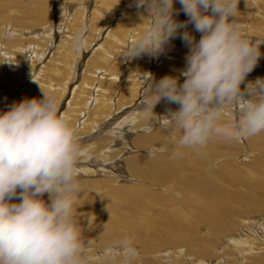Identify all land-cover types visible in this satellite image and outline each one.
I'll return each mask as SVG.
<instances>
[{
	"label": "clouds",
	"instance_id": "9594fccd",
	"mask_svg": "<svg viewBox=\"0 0 264 264\" xmlns=\"http://www.w3.org/2000/svg\"><path fill=\"white\" fill-rule=\"evenodd\" d=\"M134 2L143 8L141 22L130 27L138 31L121 54L158 55L177 37L187 49L176 74H141L144 131L159 123L175 155L264 133V77L245 82L261 56L264 32L242 25L240 0ZM181 12L185 20L177 19ZM74 46H83L79 33ZM39 87L40 96L0 110V264H92L77 210L84 150L71 113L60 110L55 92ZM161 101L176 107L157 114ZM118 247L121 264H129L136 256L131 240ZM103 255L113 264L115 246Z\"/></svg>",
	"mask_w": 264,
	"mask_h": 264
},
{
	"label": "bare ground",
	"instance_id": "6f19581e",
	"mask_svg": "<svg viewBox=\"0 0 264 264\" xmlns=\"http://www.w3.org/2000/svg\"><path fill=\"white\" fill-rule=\"evenodd\" d=\"M77 1H81L80 3L81 6L80 9L78 8V11H74L73 16H78L80 13L79 17L80 16L81 17L78 20V23H80L81 18L83 17L81 7L86 3L84 1L82 2V0H77ZM61 4H65V3H61ZM63 8H65V5H63ZM43 10L39 11L35 18L37 20L36 24L41 22L40 27L42 28V32H38L37 29L35 28L32 29V27L35 26L34 25L30 26L28 25L29 23L25 28H23L22 26L19 29L16 28L15 25H13L14 23L13 24L11 23L9 25H2L0 27V85L2 86L4 81H6L9 85L12 82V80H16V81L24 80L26 79L27 74L30 73L29 71L34 70V73L32 72L33 75L35 76V77L33 76L34 80H30L28 82V85L25 86L26 88L24 87L25 89H22L21 93H17V92L14 93L13 97L14 96L16 97L14 101L23 99L25 97L40 96V87H39V82H40L41 84L44 85L45 88L52 90L58 95L60 101L59 107H61L60 110H63L62 107L64 103H62V99L66 95L68 83L70 84L69 78L67 81L68 83L66 82L67 76L72 75L73 72L76 71V68L78 66L80 68V65L82 64H78L77 62H75L76 65L73 64L75 70H73V67L71 65V59L74 58L75 56L72 58L70 57L75 54L72 55L71 52L70 56L68 57L67 56L68 52H65L71 49L74 53L76 54L78 53L77 47L74 46V37L67 38L65 36L61 38L60 37L61 34H59L60 37L59 39L61 41H59V43L57 44L58 47H54L56 46L54 44V42L56 41H54L53 39L55 37L57 38L58 35L54 32V36H53V32H52L53 26L52 25L49 26V22L51 21L50 14H48V12ZM11 12L15 14L17 11H11ZM4 23L5 22H3V24ZM99 25L100 22L98 24L94 23V28L97 29V31L100 28V27L98 28ZM129 26L127 25H124L122 27L120 26L117 28V30L112 31L110 35L113 38L114 42H111V45L110 46L108 45V48L106 47L102 49V52H104V54L102 55L101 58L94 57L90 59L82 75L78 73L79 74L78 76L81 75V81L78 86L80 92H77V94L71 97V100L69 101L68 105L66 107L64 106L65 107L64 111H69L73 117L74 127H76V123L81 120V115H83L84 119L81 123L82 125H78L79 126L78 130L89 133V135H87V137H85L84 140H79V143L81 144L84 150V155L81 157L80 161L82 159H88L90 161L89 157L91 156L96 157L103 149H105L106 145L103 144H108L112 140H115L116 138L114 136L115 134H113L114 132L110 129L112 124L118 126L119 124L124 123V121L126 120L129 121L132 120L133 124L138 126H144L142 114L139 110V103L135 101V99L138 96V93L140 92L139 85L141 84L140 81H142L140 80L141 74L149 73L148 72L150 68L149 63H151L149 54L140 55V57L143 56L145 57L142 60L136 59V61H134L133 66L132 64L131 66H128L127 64L128 67H126V70L129 72L131 71L132 74L128 77L126 76L123 77L121 83L120 84L118 83L119 84L118 87L122 90V92L120 93L119 97L115 96L117 100L116 98H114L115 90H116L115 87H117L116 86L117 80L120 79L119 74L121 72L119 71H121L124 66L122 59L124 55L121 54V52L123 51L124 47L127 44V37H128L127 33H129L128 32ZM29 28L31 29L29 30ZM93 42L94 41L92 40V43ZM117 44H119L120 46H118ZM47 45H50L49 47L52 46L51 49H49ZM171 46L166 47V49L164 50V54L166 56L165 58H163V60H161L162 64L160 65V67H157L158 69L153 76L156 79H159L160 77L166 74H176L178 70L183 68L184 66V57L187 52V49L184 46L183 42L181 44L179 43V46H175V47H171ZM117 48L118 50H116ZM59 49H61V53ZM51 50H54L55 53H60V55L51 57L50 59L48 58L49 59L48 63H45L41 68L34 69L36 64L42 63L44 60H46L45 59L47 57L46 55ZM108 54H110L111 57H109ZM27 56L30 58V62L26 58V60L30 65L26 62L27 65H29V67L23 68L25 66L24 58ZM110 58L112 60H109ZM259 60L260 63L256 64L252 72L249 73L245 82H247L248 80H255L256 78H260L264 76V70H259L257 68L262 64L264 68V55H261ZM125 73L126 72H124V75ZM37 76H38V80L35 79L37 78ZM97 78L99 79V83L98 85L96 84L97 94L93 99L94 103L92 102L93 108L92 111L86 113L84 111L85 106L83 104V98L86 97L85 92H88V90L90 91V88L93 87L94 84L93 82H95ZM137 78L138 80H136ZM59 79L61 82H58ZM10 91L13 92L14 90H10ZM2 94L3 93H1L0 95ZM7 94H12V93L6 92L5 94H3V96H6ZM65 99L64 101H66ZM133 103H134L133 106L131 105V107H125V109L122 112H119L120 109L122 110L123 106H127L128 104L130 105ZM7 107H8L7 105H5L3 108L0 107V110H6ZM169 107L175 108L176 105H168L164 101H161L156 105L155 112L157 114H164L167 112ZM130 110L133 111L131 115L129 116L127 115V117L125 116L127 119L125 120L120 119L123 116V114H125ZM152 125H154V122L152 123ZM163 133H165L164 130L160 132V134ZM153 136H155L154 133L143 134V135L140 134V137L138 136L139 139L137 140L138 146L145 147L152 145L154 143ZM256 136H259L260 138L255 137L253 142L257 141L258 139H261L260 144H258L257 146L260 152L261 149L260 146H263L264 144V133H260L259 135ZM165 142L166 140L164 141V143ZM168 147L169 149L165 150L162 148V146L161 147L159 146L158 152L157 150H154L152 152V154L154 155H151L150 157H146L143 154H141V156L137 154V156H133L131 158H128V160H125L126 162L125 167L128 173L134 175V177L137 176L139 178H142L144 183L142 185L140 184L134 185L135 187L130 185H126L125 187H120L121 190L123 191V194L122 196L115 195V197L119 200L125 201L128 204V207L126 208L128 212L126 216H128V219L123 218L122 215H119L116 220L113 219L109 221V223L111 224V222L115 220L114 225L144 226L147 225L149 221L148 219H144V220L139 219V216L137 215H139L140 212L138 210H143V209L145 210L146 208L148 209L152 207H157V211L160 215V220L162 222L153 221V223L155 225L160 226L162 229L165 228L167 234L165 232V234L162 236L161 235L156 236L155 238L156 240L148 246L164 245V243L167 242L174 244L179 240L178 238H175L176 236H185L186 234L191 235V233L194 234L195 232L198 231L197 230L199 229L198 227L199 226L201 227V225L205 223L208 224V230H209L208 232H210L213 235H220L222 233L227 232L228 236H230L229 237L230 245L234 249L233 252L236 249L237 255L240 256V258H238V261L240 262L239 264H244L245 259L246 260L249 259L256 262V259H260L261 256H264V222H257L252 225L255 227L251 229L252 234H254L252 239L248 237L249 235L247 236L246 234L243 236L240 235V233L239 234L232 233V231L234 230L232 224L224 222L225 215H232L233 220L238 219V217H240L242 214V212L239 211L241 206L246 207L245 209L250 212L256 211L257 213H260L262 209L264 210V153H262L259 159L257 158L258 159L257 161L249 164L248 166L240 165V163L237 160L235 161L233 158H232L233 162H231V156H228L229 159L226 160V163H224L227 164L225 165L227 167V170L224 175V178H222L217 172V171L221 172V170H219V168L215 170L214 167H216L217 165L213 166L214 164L213 161L215 158L214 156L216 155L215 154L216 150L213 145H207L206 148H204L198 154L192 152L191 150H182L181 154L179 155L174 154V150L173 148L170 149L169 144ZM146 151L148 152V150ZM118 154L119 151H117L116 154L114 155H118ZM171 154H173L174 156H172ZM114 155L112 154L110 156L113 158ZM170 157H174L175 159H171ZM80 161L79 164H82V162ZM86 164H84L82 168H87ZM94 166L97 168L99 164L98 165L94 164ZM91 169L98 172L93 168H87V170H91ZM200 170H206L207 172L201 174H194L195 172ZM122 173H121L122 175H125L124 172ZM225 179L229 183V185H224ZM95 182H97L95 184L99 189H102L104 184L106 183L105 182L103 184L101 182H98V180H95ZM154 187H158V188L162 187L160 191L163 190V188H166L167 189L166 191H168L169 194L165 196L159 190H158L159 192L156 191L155 193L150 192V190ZM144 189L145 191L149 190V192L147 193L143 192ZM142 192L145 194V196L139 197L141 196V194L143 195ZM138 193L141 194L138 196ZM189 196L195 198L193 203L189 201L190 198H187ZM105 197L112 199L111 192L107 193ZM79 204L80 205L78 206L77 210L80 213V217H81L85 212H88L85 208V205L94 207V205H96V200H93L91 198L83 199ZM129 207H133L135 209L134 212H131ZM235 207H238V211H234L233 208ZM187 210L189 211V213L187 212ZM263 218L264 217H262L261 215H258L256 219L262 220ZM243 231L245 232V230ZM249 231H247V233ZM129 233L128 235L131 236L130 238L132 240L136 242H141L143 240V232L137 236H134L133 233L130 234ZM185 238L187 237L185 236ZM183 252H184L183 250L180 251V255H178V258L182 259L183 256H186ZM227 252L230 254L229 250ZM102 253L101 254L96 253V255L97 256L103 255ZM204 253L205 252H203V254ZM200 254L198 256H200ZM171 256L172 255H170V257ZM201 257L202 258H198V257L196 258L193 255L191 259V264H210V261H207V255L206 256L202 255ZM227 261L229 260L227 259ZM179 262L176 264H180Z\"/></svg>",
	"mask_w": 264,
	"mask_h": 264
},
{
	"label": "rangeland",
	"instance_id": "374dc122",
	"mask_svg": "<svg viewBox=\"0 0 264 264\" xmlns=\"http://www.w3.org/2000/svg\"><path fill=\"white\" fill-rule=\"evenodd\" d=\"M83 1L86 4H84L81 7L83 17L81 18L80 23H78V20L81 17V16L79 17L80 13L78 16H73V15H74V11H78V8L80 9L81 1H77V0L76 1H74V0H66V1L65 0H61V1L60 0H58V1L57 0H0V24H1L0 27L2 25H9L11 23L12 24L14 23L13 25H15V27L19 29L22 26H23V28H25L27 26V24L29 23L28 25H30V26L34 25L35 26V27H32V29L35 28V29H37L38 32H42V28L40 27L41 22L36 24L37 20L35 18L37 16V13L44 9L43 11H46V12H48V14H50V20L51 21L49 20L50 21L49 26L50 25L53 26V28H52L53 36H54V32L58 35L57 38L55 37L53 39L54 41L57 42L56 43L53 41L54 44L56 45V46L53 45L54 47H58L57 44L59 43V41H61L59 39L60 37L62 38V37L66 36L67 38L68 37L73 38L77 33H79L80 31L82 32V33L80 32V36L83 40V46L77 48L78 53L77 54L74 53L71 49L65 51V52H68L67 53L68 57L70 56L71 52H72V55L75 54V55L70 57V58H72L75 56L74 58L71 59V65L73 67V70H75V67H74V65H76L75 62H77L78 64H82V65H80V68L78 66L77 67L78 69L76 68V71L73 72L72 75H68L69 77L67 76V80L65 79L67 82L68 78H69L70 84L67 82L68 83L67 91H66L65 97H63V99H62V103H64V105L62 107L63 110H61V111L65 110V107L68 105L69 101L71 100V97H73L75 94H77V92H80L78 86H79L80 81H81V75L83 74V71L85 70L87 63H89L90 59L94 58V57L95 58H98V57L101 58L102 55L104 54V52H102V49H104L106 47L108 48V45L110 46L111 42H114L113 38L110 35L112 33V31L117 30V28L120 26L122 27L124 25H127V26L130 25L129 29H128L129 33H127L128 34L127 35L128 36L127 37V43H128L129 39L134 35V33L136 31H138V29L134 30L133 28H130V27H134L135 25H137L138 23L141 22V19H140L138 12H143V8H141L139 10L137 9L134 0H82V2ZM61 3H65V4H61ZM63 5H65V8H63ZM176 7L178 8L179 5L177 4ZM238 7H239L240 11L242 12V17H241L240 22L250 33L258 34V33L264 32V0H240V4ZM66 9H69V10H66ZM11 11H17L18 13L16 12L15 13L16 15H15ZM67 13H69V14H67ZM15 17H17V18H15ZM177 19L185 20L186 17L181 12L179 14V16L177 17ZM3 22H5V23L3 24ZM99 22H100V25L98 26V28L99 27L100 28L97 31V29L94 28V23L98 24ZM82 23H85V24H82ZM101 25L103 28L101 27ZM67 28H69V29H67ZM30 29L31 28H29V30ZM91 31H92V33H91ZM59 34H61L60 37H59ZM197 38H199L198 34H197ZM91 39L94 41L93 43H92ZM95 39H96V41H95ZM179 43L181 44L182 41L177 37L174 40H171L170 44L168 46H171V45H172L171 47L179 46ZM117 45L120 46L119 44H117ZM47 46L49 47L50 45H47ZM51 47H49V49H51ZM116 50H118V48ZM59 51L61 53V49H59ZM260 51H261V55H264V44L260 45ZM119 52H121V51H119ZM52 53H53V56H52ZM60 53H55L54 50H51L50 52L47 53V55H46L47 57L45 58L46 60H44L42 63L36 64L34 69L41 68L45 63H48V61L51 57L59 56ZM108 56L111 57L110 54H108ZM165 56L166 55L164 54V51L159 53L158 55H149V57L151 59V61H150L151 63H149L150 68H149L148 72L151 73L152 76H154V74L156 73V71L158 69L157 67H160V65L162 64L161 60H163V58H165ZM144 57L145 56H143V57L137 56L134 58H128L126 56L122 57L124 66H123L122 70L119 71L121 73L119 74L120 79L117 80V85H116L117 87L121 83L123 77H125V76L128 77L132 74L131 71L129 72L126 70V67L131 66V64L133 66L134 61H136V59L142 60ZM26 58L30 62V58L28 56L25 57L24 58L25 59L24 60L25 66L23 68H25V67L28 68L30 65L28 63V61L26 60ZM109 60H112V59L110 58ZM79 61H80V63H79ZM26 62L29 65H27ZM259 63H260V60L257 61V64H259ZM127 64H128V66H127ZM262 65L258 66L257 68L259 70H264ZM29 72L30 73L27 74L26 79H24V80H21V81L12 80V82L9 85L6 81H4L2 86L0 85V94L1 93L5 94L6 92L12 93V94H7L6 96H3V94L0 95V107L3 108L5 105L8 106L16 98L15 96L13 97L14 93L15 92L21 93L22 89H25L26 88L25 86L28 85V82L30 80H34V77H35L33 75L34 70L29 71ZM124 72H126L125 75H124ZM78 73L81 75L78 76L79 75ZM74 76L77 80L74 78ZM136 77H137V75H136ZM35 79L38 80V76ZM136 80H138V78ZM140 80H142V79H140ZM58 82H61L60 79L58 80ZM140 82L143 86L141 84H140L141 86L139 85L140 92L138 93V96L135 99V101H137L138 103L140 102V99H141L138 97H142L143 88H144V81L142 80ZM93 83H94L93 87L90 88V91L88 90V92H85L86 97L83 98V104L85 106L84 111L86 113L92 111L93 103H94L93 99L95 98V96L97 94V87L96 86L99 83V79L97 78L96 81ZM117 87H115L116 90H115L114 98H116L115 96L119 97L120 93L122 92V90L119 87H118V89H120L121 91L118 90ZM10 90H14V91L11 92ZM72 90H73V92H72ZM64 99L66 101H64ZM8 100H10V101H8ZM116 100H117V98H116ZM135 101H134V103H135ZM88 103H90V104H88ZM134 103L130 104V105L128 104L127 106H123L122 110L120 109L119 112H122L125 109V107H131V105L133 106ZM132 111L133 110L126 112L125 114H123V116L120 119H124V120L127 119L126 118L127 115L128 116L131 115ZM83 119H84L83 115H81V120L76 123V127H75L77 130V135L79 137V140H84L85 137H87V135H89V133H87L85 131L78 130L79 129L78 125H82L81 123H82ZM110 129L114 132L113 134H115L114 135L116 137L115 140H112L108 144H103V145H106L105 149H103L99 153V155H97L96 157H94V156L89 157L90 161L88 159H82L80 161V162H82V164H78V166L80 167V170H81L80 183H81V187L83 190L80 193V196L78 197V202L80 203L83 199H88V198L96 200V205H94V207L85 205V208L88 212H85L80 217V223L85 229V233H84L85 242L92 249V252H93L92 264H107V261H106L104 255H98V256H101V257H98L96 255V253L101 254L104 251L105 247L109 246V245L115 246V251L117 252V255L114 257L113 264H121L123 257L121 255H119L118 245H119V242L125 238H128L131 240L132 245L136 250V256L130 260L129 264H169V263L170 264H172V263L176 264L179 261H180L179 262L180 264H182V263L183 264H191V259H192L193 255L196 258L197 257L202 258L201 257L202 255H204V256L207 255V261H210V264H225V263L226 264H239L240 262L238 261V258H240V256L237 255L236 249L234 251L235 253L233 252L234 249L230 245V239H229L230 236H228L227 232L222 233L220 235H213L210 232H208L209 231L208 230V224H205V223H203L201 225V227L199 226L198 227L199 229H197L198 231L196 230L197 232H195L194 234H192V233H191V235L186 234L185 236L187 238H185V236H176L175 238H178L179 240L174 244L167 242V243H164V245L148 246L156 240L155 239L156 236H158V235L162 236L166 232L165 228L162 229L160 226L155 225L153 223V221L154 222H158V221L162 222L160 220V215L157 211V207H152V208H148V209L146 208L147 210L146 209L145 210L144 209L143 210L137 209L140 212L139 215H137V216H139V219H142V220L148 219L149 223L147 225H144V226H141V225H137V226L136 225H131V226L114 225V222L118 218L119 215H122L123 218L128 219V216H126V214H128V212L126 210V208L128 207V204L125 201L119 200L115 197V195L122 196L123 191L121 190L120 187H125L126 185H130V186L135 187L134 185H138V184L142 185L144 183L142 178H139L137 176L134 177V175H131L128 173V171L125 167V165H126L125 160H128V158H131L133 156H137V154L140 156H141V154H143L146 157H150L151 155H154V154H152V152L154 150H157V152H158L159 146L160 147L162 146L163 149L168 150L169 149V147H168L169 143L167 142V139H166L167 133L165 132L163 134H160V132L163 129H161V126L159 125V123L157 124V122H154V125H152V131L150 132V133H154V135H155V136H153L154 137V143L152 145L145 146V147L144 146H138V141H137L140 137V134H142V135L143 134H150L149 132L144 131V126H138V125L133 124L132 120L131 121L126 120V121H124V123L119 124L118 126H116L115 124H112ZM157 135H158V137H157ZM255 137L260 138L259 136H253L250 138L243 139L239 142H233V143H226V142L215 141V140L210 141L208 143V145H213L215 150H216V153H215L216 155L214 156L215 158L213 161L214 162L213 166L217 165L216 167H214L215 170H217L218 168H219V170H221V172L217 171L219 173L220 177L224 178V175L226 173L227 167L225 165H227V164H224V163H226V160L229 159L228 156H231V162H233L232 161V158H233L235 161L237 160L240 163V165H243V166H248L249 164L254 163L255 161H257L261 157L262 153H264V144H263V146H260V148H261L260 149L261 153H260L257 146H258V144H260L261 139H258L257 140L258 142L257 141L253 142ZM165 140H166V142L164 143ZM169 146H170V149L173 148L171 144H169ZM146 150H148V152ZM149 150H151V154H150ZM117 151H119V154L114 155V154H116ZM112 154L114 155L113 158L110 156ZM171 155L174 156L173 154H171ZM170 158L175 159L174 157H170ZM86 160H88V161H86ZM86 163H89V164H86ZM84 164H86L87 168H93V169L97 170L98 172H96L92 169L87 170V168H82V166H84ZM94 164H97V165L99 164V166L96 168L94 166ZM91 171H93V172H91ZM122 172H124L125 175H122L123 174ZM204 172H207V171L206 170H200V171L195 172L194 174H201ZM95 180H98V182H101L103 184L105 182L106 183L104 184L102 189H99L97 187V185L95 184V183H97V182H95ZM224 185H229V183L226 181V179L224 180ZM226 187H228V186H226ZM161 188L154 187L150 190V192H154V193L156 191L159 192ZM166 190H167L166 188H163V190H161L160 192H162L165 196H167L169 193ZM109 192H111L112 199L105 197V195ZM143 192L147 193V192H149V190L145 191V189H144ZM140 194L141 193H138V196ZM144 196H145V194L143 193V195L141 194V196H139V197H144ZM45 198H46V196H45ZM187 198H190L189 201H191L192 203L195 199L194 197L192 198L191 196H189ZM129 208H130L131 212H134L135 209L133 207H129ZM245 208L246 207L241 206V208L239 210L240 212H242V214L240 216L242 218L238 217V219L233 220L232 215H225L224 216V222L232 224V227L234 229L232 231V233H236V234L240 233V235H243V236L246 234L247 236L249 235L248 237H250L252 239L254 234H252L251 229L255 228L252 225L254 223H257V222H264V218L262 220L256 219L258 217V215H261L262 217H264V210L262 209V211L260 213H257L256 211H251V212L247 211ZM233 209H234V211H238V207H235ZM187 212L189 213L188 210H187ZM194 213H195V211H194ZM89 218L91 219V227L88 226ZM113 219H115V220L112 221L110 224L109 221H111ZM243 228H245V229H243ZM243 230H245V232ZM242 231H243V234H242ZM247 231H249V232L247 233ZM129 232L133 233L134 236H137L143 232V240L141 242H136V241L132 240L130 238L131 236L128 235ZM166 234H167V232H166ZM181 237H183V238H181ZM204 243H206V244H204ZM202 245H203V247H202ZM222 246L224 248L226 246L227 247L224 249ZM212 249H214V250H212ZM181 250H183L184 251L183 253L186 255V256L182 257L183 260L181 258H178V255H180ZM228 250H229L230 254L227 252ZM203 252H205V253L203 254ZM222 252L223 253L225 252V253L223 254ZM199 254H200V256H198ZM226 254H229V255H226ZM170 255H172V256L170 257ZM216 255H217V257H216ZM231 255H233V256H231ZM172 257H174V258H172ZM261 257H260V259H256V262L249 260V259L248 260L245 259V261L247 263L244 261V264H250V263L251 264H264V256H261ZM227 259L229 261H231L232 263L227 261ZM152 260H154V261H152ZM172 261H174V262H172ZM187 261H189V262H187ZM211 262H214V263H211Z\"/></svg>",
	"mask_w": 264,
	"mask_h": 264
}]
</instances>
